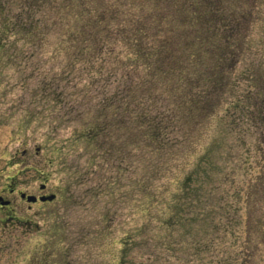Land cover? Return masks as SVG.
I'll list each match as a JSON object with an SVG mask.
<instances>
[{"label": "rangeland", "instance_id": "1", "mask_svg": "<svg viewBox=\"0 0 264 264\" xmlns=\"http://www.w3.org/2000/svg\"><path fill=\"white\" fill-rule=\"evenodd\" d=\"M137 2L151 7L155 0ZM18 3L5 13H20ZM47 19V34L39 23L31 37L20 28L0 37L5 39L0 49V193L10 202L0 208V264H211L224 251L238 253L245 224H238L237 216L245 211L235 215L231 195L247 179L239 154H247L254 139L238 144L236 131L219 119L208 127L206 120L183 127L182 135L192 140L207 128L203 146L195 150L200 155L210 148V173L200 169L179 190L172 177L180 178L186 166L170 167L165 178L152 180L167 188L160 194L162 203L140 215L139 176L133 167L142 163L139 149L130 144L132 126L116 132L113 111L104 105L105 98L123 89L112 84L122 71L117 64L91 61L87 50L79 58L80 44L61 32L58 17L51 12ZM143 20L151 25L146 16ZM173 41V50H183L180 40ZM106 119L109 135L88 143V125ZM182 150H175L176 159ZM173 158L161 156L153 165L172 164ZM20 192L56 198L29 204ZM260 205L259 214L264 201ZM259 251L253 249L252 261L260 260Z\"/></svg>", "mask_w": 264, "mask_h": 264}, {"label": "trees", "instance_id": "2", "mask_svg": "<svg viewBox=\"0 0 264 264\" xmlns=\"http://www.w3.org/2000/svg\"><path fill=\"white\" fill-rule=\"evenodd\" d=\"M15 3L21 11L9 16L5 8ZM147 5L137 0H0V37L2 32L4 38L15 34L17 28L31 37L39 23L47 34L52 12L61 32L80 44L79 58L87 50L91 61L119 66L122 76L113 77L112 84L124 85L123 89L105 98L104 105L113 111L116 132L132 126L130 144L139 149L142 163L133 167L139 176L135 183L140 215H149L162 203L160 194L167 188L152 180L165 178L170 167L186 166L180 178L172 177L179 190L200 169L210 173V148L200 155L195 150L203 146L207 128L192 140L182 135L183 127L192 128L191 123L197 126L203 120L208 127L219 119L236 131L238 144L246 145L248 137L253 138L247 154H239V168L247 179L235 185L231 195L237 203L235 215L245 211L237 216L238 224H245V236L237 238L238 253L224 251L211 264H264V210L257 213L264 201V0H155L153 6ZM137 8L141 10L135 12ZM173 39L181 41L183 52L172 49ZM4 40L0 39V49ZM88 126L84 134L88 143L112 130L107 119ZM178 147L186 151L176 159ZM161 156H174L173 163L153 165ZM191 158L197 161L192 163ZM253 249L261 252L254 263Z\"/></svg>", "mask_w": 264, "mask_h": 264}, {"label": "water", "instance_id": "3", "mask_svg": "<svg viewBox=\"0 0 264 264\" xmlns=\"http://www.w3.org/2000/svg\"><path fill=\"white\" fill-rule=\"evenodd\" d=\"M21 197H24V195L22 194ZM54 198H55L54 195H50V196H47V197H40V200H42V201H45V200L50 201V200H52ZM26 199H27L28 202L36 200V198H34L33 196L27 197ZM1 204L5 205V204H7V202H3L2 201Z\"/></svg>", "mask_w": 264, "mask_h": 264}, {"label": "flooded vegetation", "instance_id": "4", "mask_svg": "<svg viewBox=\"0 0 264 264\" xmlns=\"http://www.w3.org/2000/svg\"><path fill=\"white\" fill-rule=\"evenodd\" d=\"M40 188H41V190H45L44 185L40 186ZM10 192L13 193L14 190H10ZM20 193H22V192H20ZM19 195H20V194H19ZM0 197H1V201L8 202L7 205H3V206H2L1 203H0V208H4V207L9 206L10 202H9L8 200H5V197H3V196L1 195V193H0ZM36 197H37V196H36ZM37 198H38V197H37ZM22 199H23V198H22ZM24 200L26 201V199H24ZM37 202H39V200H36V201L34 202V204L37 203Z\"/></svg>", "mask_w": 264, "mask_h": 264}]
</instances>
